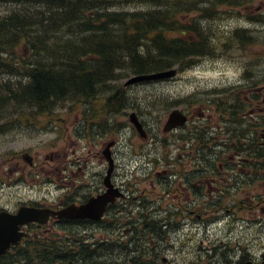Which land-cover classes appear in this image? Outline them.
<instances>
[{
    "label": "flooded vegetation",
    "instance_id": "1",
    "mask_svg": "<svg viewBox=\"0 0 264 264\" xmlns=\"http://www.w3.org/2000/svg\"><path fill=\"white\" fill-rule=\"evenodd\" d=\"M250 94L246 101L245 96L213 100L206 114L201 106L181 111L185 121L172 129L178 131L173 139L177 152L171 159L172 172L167 168L156 172L161 178L159 188L115 184L111 140L99 152L106 162L101 187L81 190L70 184L58 188L63 192L49 202H43L47 200L43 197L29 198L12 210L0 208L14 214L21 206L54 212L89 204L78 217L48 215L44 222L17 225L21 235L0 253V264H160L171 234L176 240L186 228L220 222L229 230L238 221L257 223L255 234L262 240L256 246L249 241L239 249L236 242L221 241L204 253L207 263L264 264V248L259 244L264 242V107L260 106L264 105V85L253 86ZM95 117L88 126L95 125ZM166 156L164 151L161 159L169 162ZM101 195L105 203L100 211L96 199ZM248 246L255 252L250 253ZM177 249L181 252L180 244Z\"/></svg>",
    "mask_w": 264,
    "mask_h": 264
},
{
    "label": "trees",
    "instance_id": "2",
    "mask_svg": "<svg viewBox=\"0 0 264 264\" xmlns=\"http://www.w3.org/2000/svg\"><path fill=\"white\" fill-rule=\"evenodd\" d=\"M252 0H0V132L31 126L65 101L94 105L116 70L182 71L264 39L250 29L223 30L222 15L264 25ZM260 15V16H259ZM247 58V69L258 63ZM257 62H256V61ZM262 64V63H259ZM264 66V64H262ZM259 76V75H256ZM11 77V79L9 78ZM13 79V80H12ZM264 85V74L250 87ZM115 90L101 107L123 105ZM123 97V95H122ZM115 101V103H114Z\"/></svg>",
    "mask_w": 264,
    "mask_h": 264
},
{
    "label": "rangeland",
    "instance_id": "3",
    "mask_svg": "<svg viewBox=\"0 0 264 264\" xmlns=\"http://www.w3.org/2000/svg\"><path fill=\"white\" fill-rule=\"evenodd\" d=\"M249 8L264 13V0H252ZM2 9L0 5V13ZM247 20L240 15L226 17L224 14L218 23L223 30L242 27L264 39V25ZM251 57L259 58V62L253 65L252 60L249 62V74L247 79H243L245 60ZM259 63L264 64V51H261V46L255 45L245 51L235 49L216 57H201L190 68L176 71L167 79L123 85L133 74L125 68L118 69V77L108 83L107 91L96 97L94 105L85 101H65L54 108L51 116L38 117L31 126L0 132V208L12 210L19 201L29 198L43 197L47 198L43 202H49L63 192L58 188H67L70 184L74 189L80 186L81 190L101 187L106 162L99 152L103 144L111 140L115 144L112 149V162L114 160L115 164L112 181L139 189L159 188L161 178L156 172L161 173L163 168L172 172L171 159L177 152L173 149V139L178 131H162L168 112L174 108L188 112L201 106L206 114L205 108L213 104V100L222 99L225 102L237 96L240 99L245 96V101L250 99L251 81L264 74V66ZM0 78L6 79L4 76ZM115 90H119L116 100L121 98L123 105L109 113L111 108L101 107L100 104ZM246 106L251 107L250 102ZM260 106L264 107L261 103ZM130 113H134L142 125L147 136L145 140L136 134L130 124ZM189 115L192 116L190 112ZM94 116L95 125L88 126ZM186 124L188 128L190 122ZM187 148L188 145H185L184 149ZM164 151L166 158H170L169 162L161 159ZM167 178L172 180V176ZM254 196L251 195L253 199ZM258 226L257 223L251 226L239 221L233 223L229 230L222 222L191 226L184 229L176 240L171 234V246L165 248L164 256L161 254L164 260L160 264H194V260L197 264H208L204 253L221 241L225 244L236 242L238 249L249 241L256 246L259 239L262 240L257 235ZM252 236L256 240H252ZM177 244L181 245V252ZM259 244L264 248V242ZM249 252L255 250L249 248ZM157 260L160 261L159 257Z\"/></svg>",
    "mask_w": 264,
    "mask_h": 264
},
{
    "label": "water",
    "instance_id": "4",
    "mask_svg": "<svg viewBox=\"0 0 264 264\" xmlns=\"http://www.w3.org/2000/svg\"><path fill=\"white\" fill-rule=\"evenodd\" d=\"M175 72H176L175 68H170L166 70H160L145 74H133L123 82V85H129L140 81L167 79L172 75H174ZM128 120L130 124L133 125L137 134L140 137L144 138V132L142 130V126L140 122L136 119L134 113H130L128 115ZM184 121H185V116L180 112L179 109L177 108L171 109L167 114L162 130L168 131L178 125L183 124ZM108 164H111V160L108 161ZM109 168L106 172L104 179L108 178ZM104 197H105L104 195H101L98 196L96 199V201H100L98 203L100 205L99 206L100 211L102 209V205L105 203ZM88 206L89 204L80 207L69 206L54 212L47 208H29V207L21 206L14 214L1 210L0 211V253L4 252L9 244L15 243L19 238V236L21 235L20 232H17V225H20L27 221L44 222L48 215H51L53 217L55 216L57 218L78 217L83 215V213L87 210Z\"/></svg>",
    "mask_w": 264,
    "mask_h": 264
}]
</instances>
